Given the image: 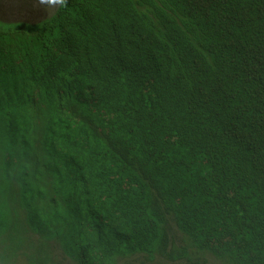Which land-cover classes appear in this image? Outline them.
Returning <instances> with one entry per match:
<instances>
[{
  "label": "trees",
  "instance_id": "obj_1",
  "mask_svg": "<svg viewBox=\"0 0 264 264\" xmlns=\"http://www.w3.org/2000/svg\"><path fill=\"white\" fill-rule=\"evenodd\" d=\"M57 248L264 264V0L0 20V264H65Z\"/></svg>",
  "mask_w": 264,
  "mask_h": 264
},
{
  "label": "rangeland",
  "instance_id": "obj_2",
  "mask_svg": "<svg viewBox=\"0 0 264 264\" xmlns=\"http://www.w3.org/2000/svg\"><path fill=\"white\" fill-rule=\"evenodd\" d=\"M1 1V0H0ZM61 0H2L0 2V18L4 21H26L28 23H37L40 20L51 16L59 6ZM56 254L65 264H76L65 254L61 248H57ZM128 259V260H126ZM206 261L202 264H224L209 254L205 255ZM134 262L133 264H141L142 260L136 261L134 257H128L121 260V264ZM192 264H199L193 259ZM25 264V262L17 263ZM150 264V263H146ZM178 264H190L179 262Z\"/></svg>",
  "mask_w": 264,
  "mask_h": 264
},
{
  "label": "clouds",
  "instance_id": "obj_3",
  "mask_svg": "<svg viewBox=\"0 0 264 264\" xmlns=\"http://www.w3.org/2000/svg\"><path fill=\"white\" fill-rule=\"evenodd\" d=\"M1 1H2V0H1ZM1 1H0V2H1ZM61 2H62V0H61ZM61 2H60V4H61ZM60 4H59V6H60ZM59 6L57 7V9L59 8ZM57 9H56V11H57ZM56 11H55V12H56ZM55 12H54V13H55ZM54 13H53V14H54ZM53 14H52V15H53ZM49 17H50V16H49ZM47 18H48V17H46V18L40 20L39 22H41V21H43V20H45V19H47ZM0 20L3 21V22H5V23L26 22V21H12V22H11V21H4V20L1 19V18H0ZM39 22H37V23H39ZM27 23H28V22H27ZM29 24H32V25H33V24H36V23H29ZM61 250H62V249H61ZM62 251H63V250H62ZM19 261H20V260H19ZM19 261H18V263H19ZM23 262H24V261H23ZM20 263H21V262H20ZM25 264H27V262H25Z\"/></svg>",
  "mask_w": 264,
  "mask_h": 264
}]
</instances>
